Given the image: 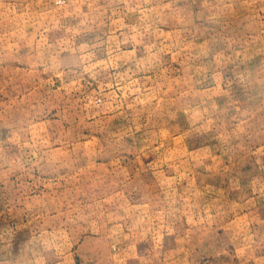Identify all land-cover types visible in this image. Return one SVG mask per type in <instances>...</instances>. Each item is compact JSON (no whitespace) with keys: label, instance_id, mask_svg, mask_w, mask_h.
Wrapping results in <instances>:
<instances>
[{"label":"rangeland","instance_id":"obj_1","mask_svg":"<svg viewBox=\"0 0 264 264\" xmlns=\"http://www.w3.org/2000/svg\"><path fill=\"white\" fill-rule=\"evenodd\" d=\"M0 264H264V0H0Z\"/></svg>","mask_w":264,"mask_h":264}]
</instances>
